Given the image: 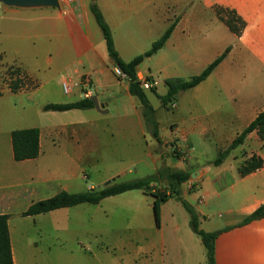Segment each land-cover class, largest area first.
I'll return each instance as SVG.
<instances>
[{
    "label": "crops",
    "instance_id": "0c3cea01",
    "mask_svg": "<svg viewBox=\"0 0 264 264\" xmlns=\"http://www.w3.org/2000/svg\"><path fill=\"white\" fill-rule=\"evenodd\" d=\"M95 1L111 29L114 47L125 61L148 50L176 21L165 44L136 68L140 80L149 77L155 82L157 94L166 92L165 78H189L179 72L180 67L202 71L229 49L204 80L179 93L174 107L177 118L169 125V137L160 132L156 118L161 143L151 136L153 144H149L141 105L129 93L127 80L115 73L89 8L91 0L61 2L59 8L0 4V214L8 215L13 264H29V257L23 255L26 232L21 220L33 216L53 223V254L48 255V244L37 264H206L205 247L190 227L189 213L175 197L161 204L159 223L154 197L141 189L107 196L97 204L21 215L32 202L60 191L96 188L88 184L90 173L99 172L101 157L97 153L111 149L107 137L114 135L130 138L134 153L128 160L122 156L108 160L98 182L127 181L117 180L135 165L144 170L135 179L154 175L162 167L185 170L190 178L180 185L181 197L204 217L199 219L201 229L220 231L214 241L213 264H264V217L242 223L264 203V156L261 168L241 176L238 167L252 153L240 159L235 155L233 164L223 161L217 166L191 155L195 148L203 151L200 146L206 143L214 145L217 152L225 148L264 109V0H196L211 12L209 17L190 15L195 0ZM179 6H184L183 13L172 19ZM216 6L233 9L244 20L240 35L227 26L228 32L222 28ZM55 74H63L62 79L53 82ZM23 78L31 83L13 91L11 81ZM66 81L70 83L68 93L62 90ZM38 85L44 89L48 85L45 93L49 95L62 96L52 101L57 103L95 96L101 110L94 105L48 110L44 115L49 117L43 116L53 120L42 126L16 128L14 121L29 112L24 105L30 98L27 93ZM160 85L163 91L158 90ZM67 112L77 116L63 120ZM31 127L39 129V155L15 160L11 132ZM248 139L260 141L255 132L245 141ZM174 149L180 156L172 153ZM161 183L153 182L157 187ZM224 188L231 189V202L239 205L213 220L204 214H208L210 200L220 198ZM37 235L39 243L46 242L43 237L49 233L44 225H38ZM99 238L100 250L95 252L93 242Z\"/></svg>",
    "mask_w": 264,
    "mask_h": 264
},
{
    "label": "trees",
    "instance_id": "16d2710c",
    "mask_svg": "<svg viewBox=\"0 0 264 264\" xmlns=\"http://www.w3.org/2000/svg\"><path fill=\"white\" fill-rule=\"evenodd\" d=\"M89 8L97 25L101 29L108 55L115 61L114 67L118 68L120 72L124 74V79L128 82L129 93L135 96L141 105V113L146 131L157 143H161V138L159 136V124L155 117V108L152 107L143 92V81L138 78L136 68L146 57L154 54L165 44L166 40L175 27L176 21H173L171 24H169L165 31L151 44L148 50L136 55L129 61H125L119 56L117 50L114 47L111 29L105 21L104 16L97 6L95 0H91ZM215 13L231 32H233L235 35L241 34L245 26V22L235 10L216 6ZM228 49L229 48H227L223 53L210 62L199 74L193 75L189 78L179 76L165 78L164 83L167 87V90L162 95L157 94L161 102L160 106L171 108L170 104L177 100L179 93L196 86L202 80H204L221 62ZM145 80L152 82V79L149 77H147ZM21 83V79H16L11 83L10 87L13 91H16L22 86ZM151 88L156 90L154 85L151 86ZM89 107H93V101L86 97L74 102L46 103L42 106V109L45 111H65L74 108L85 109ZM251 132H255L258 139L264 145V109L261 110L256 115V117L245 128H243L225 148L217 152V155L211 161V163L215 166L220 165L233 149L239 147L245 142L247 136ZM11 142L13 157L15 160L31 159L39 155V129L37 127L14 129L11 132ZM173 153L180 156L176 149H174ZM262 166L263 158L256 153H252L240 164L238 167V172L241 176H243L256 171ZM189 178L190 174L185 170L162 167L157 171L156 174L144 178L114 182L107 186L92 188L81 192L60 191L51 197L32 202L28 208L21 213V215H36L61 207L74 206L80 203L97 204L107 196L119 194L132 189H141L154 197L153 210L155 219L157 223H159L161 204L164 203L168 198L175 197L189 213L190 227L193 232H195L200 237L201 242L205 247L206 264H213L214 241L220 231H205L201 229L199 226V216L196 210L181 197L180 185ZM155 181L162 182L161 186L157 187L154 185L153 182ZM163 182L166 183L164 187ZM146 187H150L151 189L148 191L145 189ZM162 187L164 190L161 189ZM262 217H264V203L260 204L250 214L246 215L243 218L242 223H247ZM7 219L8 215L0 214V264H13Z\"/></svg>",
    "mask_w": 264,
    "mask_h": 264
},
{
    "label": "rangeland",
    "instance_id": "374dc122",
    "mask_svg": "<svg viewBox=\"0 0 264 264\" xmlns=\"http://www.w3.org/2000/svg\"><path fill=\"white\" fill-rule=\"evenodd\" d=\"M157 1L160 2L164 0H157ZM181 1L184 3H187V2H192L194 0H181ZM194 6L195 7H193L192 10L190 11V15L200 14V15H206L207 17L213 16L210 11L203 10L201 6L198 4V2H196V0L194 2ZM183 9H185L184 6H179V7L174 8L175 17L172 16V19H175L178 15H181L183 13ZM221 26L225 31H227L226 25L224 23ZM40 59L43 60L41 56H40ZM207 65L208 64H206L205 67ZM200 71L201 70H199V72L198 71L195 72V70H192V69L185 70L181 67L179 69V72L185 75L186 77L199 74ZM40 77H44V76H40ZM40 77H39L40 80L38 83H41L42 81ZM62 77H63V74H58L56 75V77L52 79V81L54 82V81L61 80ZM21 82H22L21 83L22 85H24V83H31L29 80H25V78L21 79ZM46 89H49L48 85H45V89L44 87H39L38 85L37 88H34L32 91L27 93V94H30V98L28 97V99L24 100V105L27 106V108H29L28 109L29 112L27 111L28 112L27 115H25V113L21 114L20 117L14 121L13 125H15L16 128L25 127V126H38V125L42 126L44 122L53 120L52 118L44 117V116H47V117L49 116L44 115L48 113V111H44L42 109V105L48 102H52L54 100L58 101L60 99H63V97L54 92H51L49 95L45 93ZM163 89H164L163 85H160L158 88L159 91H163ZM66 115L67 117L63 118V120L73 119L77 116V114H72L69 112H67ZM176 116L177 115H176V111L174 108L163 107V106L157 107V117L156 118L158 119L160 123V127H161L160 132L164 134L166 137H169L170 135L169 125L174 123V121L177 118ZM146 139L149 144H153L152 137L148 132L146 133ZM107 140L109 144L111 145V149L104 150V151L101 150L100 153H97L98 157H101L98 163L99 172L97 170H93L90 173V178L88 179V184H94V187L96 188L104 186L105 182H98V181H99V178L101 177V174L103 173L104 167L106 166V162L115 156H122L124 157V159L128 160V157H130L131 153L133 152V148L135 146V144L130 138L124 139L121 136H117V135L109 136L107 137ZM124 145L126 146V150L122 149ZM116 146L119 147L118 150H115ZM200 147L203 149V151L198 150V148L197 149L195 148L193 151H191V155L196 157L195 160L197 159L203 162L204 161L208 162L210 160L212 161L217 155V150L214 145H209L206 143V146L202 144ZM248 153H256L260 156L261 155L264 156L263 143L260 141L259 143L258 142L256 143L255 140L248 139L242 145H240L234 151H232L230 155H228L224 159V161H226V163L227 162L229 163L234 160L235 155H237L238 157L237 159H240V157L243 158L247 156ZM234 162L235 161H233L231 164H233ZM135 167L137 166L135 165ZM134 168H132L131 166V171H128L124 176L118 178L117 181L135 179L136 177L140 176L141 173L144 171L143 168L140 166L137 167L138 168L137 171L134 170ZM230 192H231L230 188H224V190L220 194L221 196L220 198H213V200H210L209 210L207 211L208 214H204V215H209L210 217L212 216L211 218L213 220H217L219 218V213L222 214V212H224V210H226L227 208L231 207L233 210H235L238 207L239 203L231 202L232 196ZM193 203H196V200L195 201L193 200ZM198 213H200L199 210L197 211V214ZM45 216H48V215H45ZM200 218H204V217L199 216V219ZM21 223H23L22 224L23 229L26 232V236H24V240L25 239L26 240L23 244V247H24L23 255L29 257V260H27L29 261V264L30 263L37 264L39 261L38 259L44 257V254L48 250V248H45V247H47L48 244H50V248H51V251L48 252V255L52 256L53 250L55 247L52 246L53 223L51 222V220H48L46 218L45 220L41 221L39 218L33 216V217H28L26 219L24 217L21 220ZM38 225H41V226L44 225L45 233L46 232L49 233V236L43 237L45 238L46 242H40V243L38 242L39 241L38 235H37ZM101 241L102 240L100 238L98 240L97 239L94 240L93 246H92L93 251L98 252V250H100Z\"/></svg>",
    "mask_w": 264,
    "mask_h": 264
},
{
    "label": "water",
    "instance_id": "95a60500",
    "mask_svg": "<svg viewBox=\"0 0 264 264\" xmlns=\"http://www.w3.org/2000/svg\"><path fill=\"white\" fill-rule=\"evenodd\" d=\"M0 4L5 6L19 7V8H36V7H60L59 0H0ZM113 64L115 63L114 59L111 58ZM143 92L148 99L149 103L153 108H157L161 105V102L157 96V93L151 87H144ZM93 101V105L97 110H101L97 98L95 96L90 97ZM111 183V180H108L104 183V186H107ZM146 190H150V187H146Z\"/></svg>",
    "mask_w": 264,
    "mask_h": 264
},
{
    "label": "built area",
    "instance_id": "2783aa9c",
    "mask_svg": "<svg viewBox=\"0 0 264 264\" xmlns=\"http://www.w3.org/2000/svg\"><path fill=\"white\" fill-rule=\"evenodd\" d=\"M72 1L73 0H59L60 3L64 2V3H67V4L71 3ZM115 73L117 74V76L124 78V74L121 73L118 68H115ZM153 85H155V82H153V81L150 82V81L143 80V86L144 87H151ZM62 90H63L64 93H68L70 91V83L68 81L62 83ZM175 105H176L175 102H172L170 104V107L174 108Z\"/></svg>",
    "mask_w": 264,
    "mask_h": 264
}]
</instances>
